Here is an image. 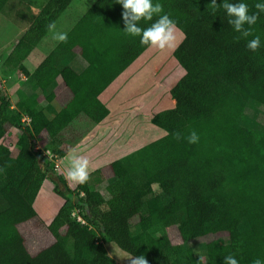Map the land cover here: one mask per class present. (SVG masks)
Listing matches in <instances>:
<instances>
[{
    "label": "trees",
    "instance_id": "16d2710c",
    "mask_svg": "<svg viewBox=\"0 0 264 264\" xmlns=\"http://www.w3.org/2000/svg\"><path fill=\"white\" fill-rule=\"evenodd\" d=\"M7 1L0 0V12ZM70 2L48 0L0 58L1 66L24 76L45 103L31 93L12 109L0 92V139L6 124L21 131L16 156L0 143V264H118L107 253L109 244L130 257L144 255L147 264H222L230 253L239 264H252L258 256L264 260V119L258 115L264 112V47L246 49L222 9L209 11L211 0H153L184 36L172 54L184 71L168 91L174 106L150 118L164 135L112 161L109 179L101 168L91 170L73 194L43 157L62 158L80 141L65 138L77 121L92 128L102 123L108 110L98 95L147 46L122 32L116 0H96L67 41L58 42L29 72L24 61ZM244 2L250 13L257 11V0ZM256 34L264 44V14L248 39ZM75 46L88 62L79 74L67 62ZM58 77L71 97L54 109ZM192 131L199 136L195 144L185 139ZM35 139L45 152L35 147ZM45 180L63 204L47 226L53 242L31 255L18 226L36 216L33 204ZM102 183L104 193L96 189ZM157 225L175 226L181 242L171 243L166 234L154 237L150 230ZM220 233L225 242L206 243L202 256L190 246Z\"/></svg>",
    "mask_w": 264,
    "mask_h": 264
},
{
    "label": "rangeland",
    "instance_id": "374dc122",
    "mask_svg": "<svg viewBox=\"0 0 264 264\" xmlns=\"http://www.w3.org/2000/svg\"><path fill=\"white\" fill-rule=\"evenodd\" d=\"M47 1L48 0H8L6 2L0 12V58H2V60L5 59L11 47L16 43L18 38L30 24V18L34 9L42 8L47 3ZM6 51L8 52L6 53ZM25 65L29 68H32L27 60L25 61ZM58 83L59 87L63 86L61 80H58ZM0 92L5 96L12 109H14L15 103L22 95H29L31 93H36L38 96L37 100L41 105L45 104L43 95H41L39 91L35 90L30 84H28L25 81L24 76L16 72H8L4 67L1 66V63ZM66 102L67 100L64 98V96L55 95L51 105L54 109H60ZM258 115L259 119H264V112H260ZM150 118L151 116L148 114L135 112L114 113L110 120H107L98 126H95L94 128H92V126L86 121L79 120L72 127V132L69 131L65 138H74L77 139L76 141L83 138L81 144H79V146H81L84 145L88 140L99 137L100 134L104 135L107 131L113 133L115 142L113 146L110 147L109 151H107V149L99 150L95 153V158L91 159L89 162L90 172L91 170L101 168L103 177L109 179L111 177L109 164L112 161L129 154L143 145L157 140L164 135V132L161 129L153 126L150 123ZM25 119V116L21 117L20 123L25 125ZM88 132L89 134L87 136L86 134ZM20 133L21 131L19 129L6 124L5 134L3 138L0 139V143L9 149L13 157L17 154L16 143ZM34 145L38 150L41 149L42 152H45L43 143L39 142L37 139L34 140ZM74 146L75 145H73L70 150L73 149ZM49 155L50 154H47V156L43 158L50 162V166L53 169L54 174L62 176L66 181L69 190L75 194L77 184H73L72 182H69L65 179L66 171L63 164L60 162L61 158H56V156H53L52 160H50L51 156ZM95 162H97L96 165ZM45 184L50 188L53 187V184L49 180H46ZM105 185L106 183H102L101 185L97 186L96 189L101 193H104ZM153 189L156 190V187L154 186ZM59 204L60 202H56L55 194L51 196V198L47 197L46 199H42V197H37L35 199L33 207L36 216L33 222L28 224L30 225L28 227L19 226V231L21 230V235L24 238V244L25 240H27L29 243L27 245L28 251L30 247L29 254H36L40 249L46 247L52 241V238L47 231L46 223L49 217L56 213L57 209L59 208ZM76 213L77 210H74L73 214ZM150 233L154 237L166 234L173 244L181 242L177 228L175 226L163 227L162 225H157L150 230ZM225 240L226 235L223 233L215 235L210 234L194 240L190 243V246L196 254L202 256L206 243L211 241L223 243ZM106 248L108 254L111 255L118 264H128V261L131 259L130 256L120 251L113 244L107 245Z\"/></svg>",
    "mask_w": 264,
    "mask_h": 264
},
{
    "label": "crops",
    "instance_id": "0c3cea01",
    "mask_svg": "<svg viewBox=\"0 0 264 264\" xmlns=\"http://www.w3.org/2000/svg\"><path fill=\"white\" fill-rule=\"evenodd\" d=\"M95 1L96 0H71L64 12H62V14L57 18L54 32L68 33L77 21L85 14V12L95 3ZM41 9L42 8L34 9L30 18L31 21L39 14ZM175 35L176 40L174 41L172 47L164 50L147 47L136 59H134L124 70H122V72H120L102 92H100L98 100L108 110V115L102 123L110 120L114 113L135 112L152 116L156 113L173 108L174 100L168 95V91L184 73L183 69L172 55L173 51L183 40L184 36L178 29L176 30ZM57 43L58 41L53 38V31H48L45 38L41 40V42L26 58L32 68L27 67L25 65L26 60L24 61V65L28 71L32 72ZM72 52L73 55L67 60V62L69 67L79 74L86 69L88 62L80 56L79 46L73 47ZM87 52L92 55L93 48L90 47ZM91 62L96 64V61L94 60ZM58 80H60L59 77L56 79L54 93L56 96H64V98L68 101L71 94L63 84V86L59 87ZM89 132L86 134L87 136ZM100 135L95 139L88 140L84 145L79 146L83 140L82 138L71 150H75L77 155L87 158L90 162L91 159L95 158L96 152L103 149H107V151H109L110 147H112L115 142L113 133L109 131H107L104 135ZM71 150H69L60 160L65 171L68 165L67 156ZM96 164L97 162H95V165ZM45 181L43 182L36 198L42 197V199H46L47 197L51 198V196L54 195L53 187L50 188L45 184ZM55 196L56 202H60V207L63 204V200L57 195ZM55 214L49 217L46 223V228ZM34 218L23 222L19 226H30L28 224L32 223ZM52 242L53 238L50 244ZM28 244V241L25 240L26 249Z\"/></svg>",
    "mask_w": 264,
    "mask_h": 264
},
{
    "label": "clouds",
    "instance_id": "9594fccd",
    "mask_svg": "<svg viewBox=\"0 0 264 264\" xmlns=\"http://www.w3.org/2000/svg\"><path fill=\"white\" fill-rule=\"evenodd\" d=\"M122 8L121 19L124 25L123 33L130 38H139L142 46L164 50L172 47L176 40L175 32L177 25L175 20L171 19L167 13H163L162 5L153 0H116ZM209 11L215 14L217 10L222 9L226 23L238 36L236 39L246 41L245 47L251 52H256L261 47L262 37L259 34L252 36V26L257 24L258 18L264 14V0H257L254 8L257 11L251 12L249 5L244 0H222L217 5L216 0H211ZM156 17L154 20L153 18ZM144 21L147 26L141 27L140 22ZM151 22V23H148ZM56 25L54 22L48 25L49 31H53V38L58 42H66L68 35L66 32H54ZM174 138L181 139V133L174 134ZM189 144H195L199 136L195 131L190 132L185 137ZM67 169L65 179L73 184H85L90 178L89 161L87 158L77 155L75 150H71L67 156ZM128 264H147L144 255L132 256ZM222 264H239L238 259L233 254L223 257ZM252 264H264L261 257L253 260Z\"/></svg>",
    "mask_w": 264,
    "mask_h": 264
},
{
    "label": "built area",
    "instance_id": "2783aa9c",
    "mask_svg": "<svg viewBox=\"0 0 264 264\" xmlns=\"http://www.w3.org/2000/svg\"><path fill=\"white\" fill-rule=\"evenodd\" d=\"M26 121H28V119H25ZM74 216H76V214H73ZM77 221L80 222L81 224H84V221L80 218V217H76Z\"/></svg>",
    "mask_w": 264,
    "mask_h": 264
}]
</instances>
